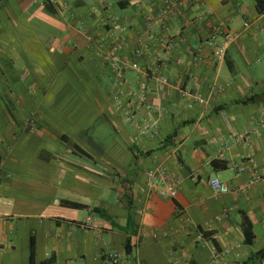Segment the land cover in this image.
I'll use <instances>...</instances> for the list:
<instances>
[{
  "label": "crops",
  "instance_id": "crops-1",
  "mask_svg": "<svg viewBox=\"0 0 264 264\" xmlns=\"http://www.w3.org/2000/svg\"><path fill=\"white\" fill-rule=\"evenodd\" d=\"M169 1L0 0V264H264V14Z\"/></svg>",
  "mask_w": 264,
  "mask_h": 264
},
{
  "label": "built area",
  "instance_id": "built-area-1",
  "mask_svg": "<svg viewBox=\"0 0 264 264\" xmlns=\"http://www.w3.org/2000/svg\"><path fill=\"white\" fill-rule=\"evenodd\" d=\"M201 2V0H198ZM179 0H170L168 2V7L166 10H171L175 5H179ZM164 13V12H163ZM161 15H164V14ZM164 28L166 24L163 19L160 20ZM245 27L248 28L249 24H245ZM234 35L229 31L222 28V26H214L213 34L207 40H205V44L215 48V56L218 58H222L226 55L230 45L234 41ZM202 50L201 48L197 50L194 54L195 61L199 62L201 60ZM106 60L117 61L118 57L113 54L105 55ZM245 171L244 168H240L238 170V174ZM148 178L153 180L154 184L159 188V194L161 197L166 199H174L177 197L179 188L182 182L181 178H177L174 176L169 169L160 164L155 168L150 169L147 172ZM258 181V178H252L248 183L244 185H239L236 188H231L228 184L222 182L219 178H213L210 181V185L215 193L216 196L229 194L232 192H236L238 194H245ZM110 264H120L119 255L118 254H111L109 256Z\"/></svg>",
  "mask_w": 264,
  "mask_h": 264
},
{
  "label": "trees",
  "instance_id": "trees-1",
  "mask_svg": "<svg viewBox=\"0 0 264 264\" xmlns=\"http://www.w3.org/2000/svg\"><path fill=\"white\" fill-rule=\"evenodd\" d=\"M46 9L51 14L54 13V9L52 8V5H51L50 2H48L46 4ZM256 9H257L259 14H264V0H258L257 1ZM80 152L87 156V154L84 151H80ZM65 205H67L68 207H71V208L85 209V206L77 204V203H66ZM245 233H246V242L247 243H251L254 240L255 236L252 233V226H251V224L248 221H247V228L245 229ZM129 246H130V243L127 246V249H126L127 254L130 253V247ZM260 257H264V252H262L260 254ZM32 264H34V250L32 251Z\"/></svg>",
  "mask_w": 264,
  "mask_h": 264
}]
</instances>
